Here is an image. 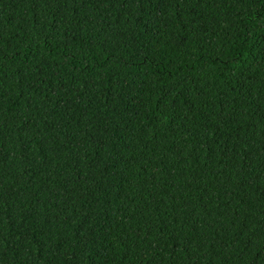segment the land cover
Wrapping results in <instances>:
<instances>
[{
	"label": "trees",
	"instance_id": "1",
	"mask_svg": "<svg viewBox=\"0 0 264 264\" xmlns=\"http://www.w3.org/2000/svg\"><path fill=\"white\" fill-rule=\"evenodd\" d=\"M0 264H264V0H0Z\"/></svg>",
	"mask_w": 264,
	"mask_h": 264
}]
</instances>
